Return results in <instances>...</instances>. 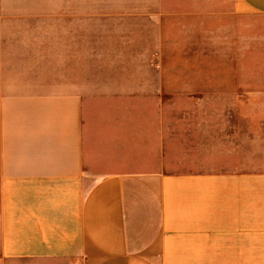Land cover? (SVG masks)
Masks as SVG:
<instances>
[{"label":"crops","instance_id":"obj_1","mask_svg":"<svg viewBox=\"0 0 264 264\" xmlns=\"http://www.w3.org/2000/svg\"><path fill=\"white\" fill-rule=\"evenodd\" d=\"M189 1L264 20V0ZM53 3L0 0V264H264V87L168 73L145 12L88 55Z\"/></svg>","mask_w":264,"mask_h":264},{"label":"rangeland","instance_id":"obj_2","mask_svg":"<svg viewBox=\"0 0 264 264\" xmlns=\"http://www.w3.org/2000/svg\"><path fill=\"white\" fill-rule=\"evenodd\" d=\"M166 2L168 8L176 6L177 15L158 14L162 3L159 0H54L55 13L50 20L54 24L72 22L74 14L80 12L81 23L86 26L90 55L94 52L96 40L117 36L119 31L126 30L132 24L134 18H139L137 14L150 13L157 21L160 16L167 40L168 73H202L220 77L239 75L241 72L247 77L248 89L264 87V62L257 63V60L262 61L264 55L256 57L254 50H247V45L250 47L258 34L255 29L264 24V20L249 18L251 20L234 26L239 24L222 18L209 19L189 14L203 8L201 5L191 8L189 0ZM167 11L174 10L170 8ZM151 22L155 21L151 19ZM228 25L238 31H229L233 27ZM242 47L245 49L240 52ZM256 71L258 80L254 78ZM230 87L233 88V84ZM234 88H238V81ZM179 98L168 95L167 102H176Z\"/></svg>","mask_w":264,"mask_h":264}]
</instances>
